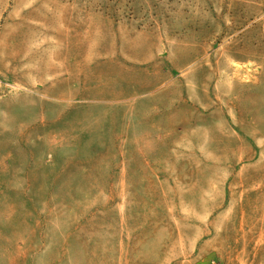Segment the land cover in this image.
<instances>
[{
  "label": "rangeland",
  "instance_id": "374dc122",
  "mask_svg": "<svg viewBox=\"0 0 264 264\" xmlns=\"http://www.w3.org/2000/svg\"><path fill=\"white\" fill-rule=\"evenodd\" d=\"M158 258L264 264V0H0V264Z\"/></svg>",
  "mask_w": 264,
  "mask_h": 264
},
{
  "label": "crops",
  "instance_id": "0c3cea01",
  "mask_svg": "<svg viewBox=\"0 0 264 264\" xmlns=\"http://www.w3.org/2000/svg\"><path fill=\"white\" fill-rule=\"evenodd\" d=\"M118 263H120V262H118ZM140 264H148L147 262H143V263H140ZM149 264H164L163 262H162V259H155V260H153V261H151Z\"/></svg>",
  "mask_w": 264,
  "mask_h": 264
}]
</instances>
